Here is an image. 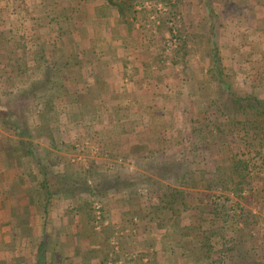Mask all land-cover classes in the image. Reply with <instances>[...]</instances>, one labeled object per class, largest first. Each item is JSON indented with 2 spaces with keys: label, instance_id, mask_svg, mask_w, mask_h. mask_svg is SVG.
Segmentation results:
<instances>
[{
  "label": "crops",
  "instance_id": "0c3cea01",
  "mask_svg": "<svg viewBox=\"0 0 264 264\" xmlns=\"http://www.w3.org/2000/svg\"><path fill=\"white\" fill-rule=\"evenodd\" d=\"M47 1L39 0V5L36 7H43L46 10L58 7L63 10L61 18L64 19L65 14L71 11L80 13V16L83 12L87 14L84 8H102L108 11L117 6L119 11L124 0H62L60 5H57L55 0H50V3ZM143 1L129 0V4L138 8ZM14 2L20 9V1L12 0V4ZM226 2L229 6L224 8L222 3ZM261 2L264 3V0ZM220 5L222 12L220 10L221 13L213 19L214 23H220L214 30L218 50L225 46V42L232 41V49L239 55H246L249 45L254 51L252 54L255 53L261 38L260 31L256 27L264 21V17L255 15L257 6L252 3V0H221ZM204 12L206 17L202 24H207L209 12L205 8ZM67 23L72 24L69 21ZM69 25L67 28L70 30ZM205 31L206 27L202 32L206 33ZM243 43L245 46H242ZM96 55L98 56L94 51L92 56ZM206 55L205 50L204 56ZM219 56L222 60V56L220 54ZM124 61L123 64H109L102 58L99 66L95 67V71L85 72L84 79L81 78V81H86V86L93 87L95 84H88V81L96 79L98 84L95 88L99 92L91 91L92 97L82 100L83 106L77 105L73 114H68V107L65 109L66 106H64L66 99L61 96L56 97L54 102L50 99L58 110L56 115L40 117L35 112L30 115V119L34 121H44L45 126L38 138H41L46 145L52 146L54 149L52 152H56L57 149L69 152L67 145L74 134L82 131L81 135H83L95 130V135L100 136L104 143L105 156L93 162V167H89L90 172L91 168L93 169L91 173L93 177L96 175L94 172L96 165L119 157L125 159L130 155L132 146L128 145L126 137L151 134L148 135L151 138L142 146L144 149L156 150L158 146L155 137L164 135L160 127L166 126L167 135H174L172 130L178 131L179 105L185 104L186 108L190 102L189 93L183 95L181 92L178 77L174 80L175 78L160 73L162 65H155L157 69L152 71L154 74L147 76L150 82L138 86L136 81L126 79L128 66L124 64ZM137 67L139 69L140 66L137 65ZM174 71L176 69L172 70ZM173 83L174 89L171 85ZM163 85L170 90L166 91ZM157 88L161 95L154 94ZM140 105H142L141 110ZM184 107L182 106L185 110ZM118 108L122 109V114L117 115ZM61 112L64 115L62 117ZM183 115L185 122V116L188 114ZM67 121L70 123L68 124ZM148 122L150 129L146 126ZM54 124L61 128L54 131L52 128ZM55 135L63 138V144L58 147H53ZM21 140L27 144L28 139L20 137L14 130L7 129L0 122V264H207L211 262L212 258H204L207 260L202 259L204 256L201 258V234L195 229V222L190 223L188 220L172 226L175 235L172 237L174 241L171 245L164 243L163 226H157L155 229L150 226H141L137 230L135 228L134 235L128 234L132 227L123 225L115 227L112 224L108 227L103 224L100 230L94 229L90 211L85 206L87 203L83 200L84 191L76 192L72 187L74 183L70 185L67 181H63V178L58 179L52 175L49 162H44L41 154L34 151L29 143L27 147L30 150L20 146ZM140 140L144 141V138ZM181 151L175 144L166 147V152L173 153L176 157H179ZM144 161L147 163L148 160L144 159ZM68 165L70 164L66 166ZM65 169L68 168L65 167ZM73 172H75L74 169ZM76 172L71 175L74 182L78 178H83L81 171ZM120 208L123 210L119 214L122 218L132 214L126 211L125 207ZM157 212L148 215L157 218L164 213V216L176 217L190 211L174 212V214L170 210H166V213ZM190 215L194 213L191 212L188 216ZM208 228L209 225L201 227L204 230ZM143 232H148L155 241L152 239L143 241L149 240L146 235L141 234ZM111 235H116L118 239L117 249L113 247ZM125 237L131 240L139 237L138 249L134 250L131 246H125V242L129 243L124 241ZM143 242L145 246H142ZM224 263L227 264L226 259Z\"/></svg>",
  "mask_w": 264,
  "mask_h": 264
},
{
  "label": "rangeland",
  "instance_id": "374dc122",
  "mask_svg": "<svg viewBox=\"0 0 264 264\" xmlns=\"http://www.w3.org/2000/svg\"><path fill=\"white\" fill-rule=\"evenodd\" d=\"M19 1L20 9L17 13H7L6 11L10 12L12 10V6H10L11 8L9 7L1 14V17L7 24L6 30L11 29L10 23L18 25V14L19 16L20 14H22V16L27 15L28 19H32L31 22L28 21L31 25L29 24L25 30L29 31V28H32L33 30H31V33H34L35 36L38 34L42 36L40 33L44 30L46 31L47 27L53 28L52 31H49L51 33L59 29L57 20L61 18V14L63 13L62 9L56 7L52 12L47 13L45 8L36 7L39 5V0ZM201 1L202 0H168L164 2L161 0H144L142 2L143 4H140L141 7L133 8L136 13L132 9L123 7L125 10L122 15H120L117 6H115V9H109L108 11L102 8H84L87 10V14H83L80 18V22L75 23V25L78 26L77 28H80L83 32L79 35V50L83 52L86 49L91 61L96 60V56H92L94 51L98 54L99 58H104L109 64H123V60H125L124 64L126 63L128 66L126 79L136 81L138 86L146 85L150 82V80H147V76H150L153 73L152 71L157 69L155 65H162L160 73L168 77L171 76V78H175L174 80L178 77L180 79V83L178 81V84H181L180 88H182V94L185 95L189 93L191 97L190 102L187 104L188 107L186 105L185 108V104H180V108L183 106L188 110L193 108L199 111L215 96L213 94L215 91L213 84L207 82L210 65L208 58L204 56L206 49L205 42L201 40V38L196 37L197 35L203 34V28H201L200 23L205 21L206 17ZM47 2L50 3L51 1L49 0ZM55 2L57 5H60L62 0H55ZM4 5L5 2H0V7ZM120 7H122V4ZM47 21H50L49 25H47ZM24 24L25 23H23V25ZM69 26L70 29L73 28L72 24ZM64 28L66 31L68 30L67 24ZM22 33L24 34L25 31L20 27L17 36ZM57 34L58 32L53 33L52 37H57ZM232 43V41L225 42V46L220 47L218 53L222 56V66L225 69L224 73L231 78L232 90L242 93L244 91H249L251 86L249 82H247V84L242 83L244 75L253 74L238 63L239 59L241 60V56L239 57V53L232 49ZM183 45L185 47H182ZM68 47L69 45L65 47L66 50L69 49ZM28 49L34 51L35 47L33 45L28 47ZM7 52V48L1 49V53L6 54ZM47 52L49 54L48 49ZM62 52L63 50H61V53L59 52L58 54L59 56L54 59L55 66L51 68L52 72H50V76L47 77L49 83L44 85V87L41 88L38 84L40 83L39 79L42 78L41 76H43V73L47 70H43L41 74L39 73L40 71H29L24 69L21 75L18 77L14 76L10 81L13 87L12 89H18L20 93H29L28 107L27 105L20 107L22 99L13 94L5 98L3 95V88H0V102L6 99L7 105H9L8 107H16L18 110H21L20 115H22V117L19 123H23V125L29 129L31 139H28V141H30L33 150L41 154L43 161L49 162L50 173L55 175L58 179L63 178V181H67L70 185L74 183L75 185L72 187L76 192L84 191L83 200L89 201L90 208L88 209L90 211L91 224L94 229L100 230L103 224L108 227L112 224L115 227L117 225H123L129 228L132 227L128 234L134 235L135 228L137 230V228L141 226H150L152 229H155L157 226H163L164 243L171 245L174 241L172 237L175 235L172 226L182 223L184 220H188L192 223L195 222L196 219L194 215L188 216L191 212L179 215L178 218L172 215L164 216L163 212L165 211L162 212L161 209L158 210L156 206L154 208L150 207L148 203V198H150V196L147 195V192L154 190L151 182L155 185L156 183L160 185L175 184L174 178L170 179L173 177L172 173H175L176 170V166L173 163L177 165L176 175L181 174L184 165L187 163L180 155L179 157L175 156L174 159L176 162H169L163 168L164 171L169 173L170 177H164L161 173L162 170H156L158 165H154L150 168L152 169L154 167V172L150 171L149 167L145 165L146 162L144 160H142L143 162L137 160L136 157L130 154L131 156L129 155L125 159L119 157L110 159L109 162L105 161L101 165H96V171H94L96 175L94 177L88 176L87 184L85 185L82 181L83 178H78V180L74 182V178H72L71 175H74L76 171L88 172L89 167H93V162H97L105 156L103 154L104 143H102L100 136L95 135V130H92L93 132L89 131V133L83 135H81L83 133L82 131L74 134L68 142L69 145H67L69 152L65 150L62 152L58 149L56 152H52L54 151L52 146L46 145L45 142L41 141V138H38L39 133L42 132L41 123L44 125V121H34L30 119V115L33 112L38 113L41 111L44 102L50 101V99L53 102L56 100L55 90H52L55 89V87H52H58L61 80L60 76L62 75V81L64 82V77L67 75L64 73L65 71L62 73L57 70L58 67H61L60 58L63 56ZM48 54L47 57L49 58ZM55 55H57V53ZM173 60H176V65H173ZM137 65L140 66L139 69ZM41 66L42 65H40V69H44ZM173 69H176V71L172 72ZM184 78L187 80H184ZM171 85L174 89L175 84L173 83ZM9 91H11V89H9ZM257 92L258 97L264 98V87H260ZM23 101L25 102L24 99ZM57 104L58 103H56V105ZM197 114L198 113L195 114V117L198 116ZM60 116H64L62 112ZM185 117L186 121L183 123V130L189 133L192 128H190V122H187V120L193 117L190 113ZM68 121L67 123L69 124L70 122ZM51 127L52 126H50V128ZM60 128L61 126L59 127V125H56L54 131ZM95 129H97V126H95ZM59 140H63V138L57 135L53 147H58L60 145ZM177 148L181 149L182 146L177 145ZM66 160H68L67 164H70L72 168L70 165L66 166ZM65 167L68 169H65ZM76 167L78 169H75ZM194 167L195 164H192V168ZM210 167L211 165H209V168ZM73 169L75 172H73ZM90 189L95 192L92 193L93 191H90ZM120 207H125L124 209L132 213V216L128 215L122 218L119 215L122 213L121 211H123ZM250 208L251 215L253 216L252 219L256 221L255 224L246 227L242 222H238L237 225H231V230L226 229V233H224L227 234V237H230V239L239 236L238 242H240V244L239 246L236 245L235 248L243 252L241 255L233 252L230 255V259H227L228 264H264V211L260 210L257 206L256 208ZM152 212L163 214L157 218H155V216L152 217V215L149 217L148 214ZM143 228L145 229V227ZM141 234L149 238V240L144 239L143 241H150L151 239L155 241L148 232H143ZM152 234L155 233L152 232ZM110 238H112L111 242L113 247L117 249L118 239L116 235H111ZM139 239V237H135L132 240L126 238L124 241H129V243L125 242V246H131L132 249L136 250L140 243ZM156 240L158 239L156 238ZM212 242L216 243V246L213 247V251L215 252L220 247V243L217 239H214ZM232 244L234 245L235 241L234 243L232 241ZM142 246H145V242H143ZM200 256L202 257V255ZM202 259L207 260L204 258Z\"/></svg>",
  "mask_w": 264,
  "mask_h": 264
},
{
  "label": "trees",
  "instance_id": "16d2710c",
  "mask_svg": "<svg viewBox=\"0 0 264 264\" xmlns=\"http://www.w3.org/2000/svg\"><path fill=\"white\" fill-rule=\"evenodd\" d=\"M2 1L5 2V5L0 7V88L4 89V97L13 94L22 99L20 107L23 105L28 107L29 93H20L18 89H12L10 81L14 76L21 75L24 69L40 71L41 74L43 70H47L39 79L40 83L38 84L39 87H44L49 83L47 77L52 72L51 68L55 66L54 59L63 50V56L60 58L61 67H58L57 70L62 73L65 71L64 73L67 75L64 77V82L61 75L58 87L53 86L52 88L55 87V89L52 90H55L57 98L65 97V109L68 107V114H73L77 105L83 106L82 100L92 97L91 91L99 92L95 88L98 84L96 79L88 81V84H95L94 89L86 86L85 80V82L81 81V78L84 79L85 72L95 71V67H98L100 61H102V58L97 55L96 60L91 61L86 49L83 52L79 50V35L83 32L80 28H77L78 26L75 23H77L76 21L80 22L82 14L85 13H81L80 16V13L71 11V14H65L64 19L59 18L57 20L59 29L53 32H58L57 37H52L53 33L49 31H52L53 28L50 27L40 33L42 36L39 34L35 36L34 33H31L32 28H29L28 32L25 30L29 24L31 25L32 20L28 19L27 15L22 16L20 14L19 16L18 14V25L10 23L11 29L6 30L7 24L1 18V13L10 6H12V10L6 12L9 14L17 13L19 7L16 6L15 2L12 4V0ZM161 1L167 2L168 0ZM220 1H201L203 7L209 12V19L206 22L207 24L201 23V28L206 27V33L196 36L201 40L206 39V57L210 65L207 82L213 84L215 89L213 92L214 98L210 99L207 105L199 110L200 112L193 108L191 110L180 108L178 131L171 128L174 135L168 136V128L166 126L160 127V130L164 131V135L155 137L158 146L156 150L154 148L144 149L142 146L143 143L148 142L151 138L148 135L151 134L126 137L128 145L132 146L129 154L136 157L137 160H148L146 166L149 169L154 165H158L156 170H162L161 173L164 177H170L169 173L163 170L165 165L169 162H176L174 159L176 155L167 153L166 147L173 144L182 146L180 156L187 162L183 171L181 174L176 175L177 165L173 163L176 170L175 173H172L173 177L170 179L174 178L175 184L160 185L156 183L155 185L151 182L154 190H150L152 195L147 192V195L150 196L148 203L152 208L156 206L158 210H170L173 214L174 212L183 211L194 213L196 219L195 229L201 234V255L204 256L203 258H212L211 262L207 264H225V259H230L233 252L241 255L242 250H236L235 248L236 245L239 246L240 244L238 242L239 236L230 239L227 234H224L226 229L231 230V225H237L238 222H242L246 227L255 224L256 221L252 219L250 207L256 208L257 206L264 211V98L258 97L257 94V90L264 87V21H261L259 27H256V29H259L261 36L259 45L256 46V54H252L254 51L251 49L252 46L249 45L248 53L239 55L241 60L239 59L238 63L253 74L244 75L242 82L245 84L247 82L251 83L250 89L242 93L235 92L232 90L231 78L224 73L225 69L218 54V45L214 34L215 28L220 25V23L213 22L218 13L222 12ZM252 3L258 7H256L255 15L260 18L264 17V3L261 0H252ZM222 4L224 8L229 6L227 2ZM219 5L220 7H218ZM123 7L132 10L134 8L129 4V0H125L122 2V7L119 8L120 15L124 14L125 9ZM52 10L54 8H48L47 13L52 12ZM67 21L72 22L73 28L66 31L64 27H66V24L69 25ZM23 23L25 24L23 25ZM49 24L50 21H47V25ZM20 27L24 29L25 33L17 36ZM33 45L35 47L34 51L28 49ZM68 45L69 49L66 50L65 47ZM242 46H245V44L243 43ZM3 48L8 49L6 54L1 53ZM180 49L184 50L183 48ZM56 53L57 55H55ZM172 63L173 65L177 64L176 60H173ZM40 65L44 69H40ZM184 80L187 79L184 78ZM163 87L166 91L170 90L166 85H163ZM154 94L161 95L162 93L157 88V92H154ZM7 104L6 99L0 102V122L7 129L14 130L20 137L30 139L29 129L23 123H19L22 117L20 115L21 110L16 107H8ZM42 106L41 113H37L40 117L43 115L49 117V113L56 115L58 112L51 101L44 102ZM141 107L142 105H140V110ZM116 112L117 115L122 114V109L118 108ZM184 113H190L193 117L188 120L190 128H192L189 133L183 130ZM196 113H198L197 117H195ZM44 126L41 123V129ZM146 126H149V129L151 128L149 122ZM53 128H56L55 124ZM158 133H160L159 129ZM142 138H144V141L140 140ZM20 142V146H25L27 150H30L27 147L28 143L30 144L29 141H27V144L22 140ZM59 142L61 145L63 144V140H59ZM192 164H195L194 168H192ZM209 165H211L210 168ZM92 170L91 168V173ZM150 171L154 172L155 168L153 167ZM88 172H81L85 185L88 176H91L90 171ZM90 191L93 190L90 189ZM88 202H85L87 203L85 206L90 208ZM176 217L178 218V216ZM206 224H209V228L207 230L201 229ZM214 239H217L220 243V247L215 252L213 247L216 246V243L212 242ZM232 241L233 243L235 241L234 245Z\"/></svg>",
  "mask_w": 264,
  "mask_h": 264
}]
</instances>
